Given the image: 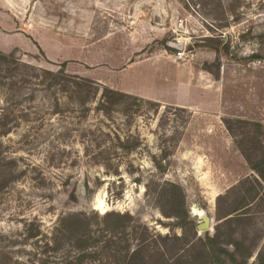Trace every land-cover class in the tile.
Returning <instances> with one entry per match:
<instances>
[{
    "label": "rangeland",
    "instance_id": "1",
    "mask_svg": "<svg viewBox=\"0 0 264 264\" xmlns=\"http://www.w3.org/2000/svg\"><path fill=\"white\" fill-rule=\"evenodd\" d=\"M253 167L264 172V0H0L1 258L35 262L62 217L88 212L104 264L139 246L148 264H217L227 256L205 245L237 241L259 264Z\"/></svg>",
    "mask_w": 264,
    "mask_h": 264
},
{
    "label": "trees",
    "instance_id": "2",
    "mask_svg": "<svg viewBox=\"0 0 264 264\" xmlns=\"http://www.w3.org/2000/svg\"><path fill=\"white\" fill-rule=\"evenodd\" d=\"M252 59H261L263 56L259 52H253L252 55H250ZM99 83V82H98ZM129 95H132L134 97L143 98L137 95H133L128 93ZM5 125V124H4ZM254 170L257 171V173L264 179V172L259 167H253ZM117 216L113 219H110L109 221L112 223V225H118V221L122 220V218L125 217L124 214L119 213H107L105 218H110L111 216ZM128 215V214H127ZM241 216H238V218ZM232 218V217H229ZM228 218V219H229ZM91 217L88 212H79V213H72L68 216L62 217L60 219V222L58 226L56 227L55 233L52 235V237L44 244V247H42V251H39V256H37L36 261L32 262L30 260H14L10 261L8 259H5V257H0V264H89L86 259H90V261L93 260V262L98 264H104L103 258H101L100 254L97 253V245L94 244L96 241L98 242V238L93 237V232L90 229L92 222ZM209 236V235H208ZM212 241H218L219 236L214 235V237H208ZM65 241V242H64ZM69 243L71 249L68 250L67 255H65V262L60 261L57 262L52 259H57L52 256L53 252H57L62 249L63 243ZM109 242H112L111 239L106 241V246L110 250H112V247L109 245ZM234 245V248H226L223 245H220V243H215L212 246L205 245V252L207 253H216V248L218 249V255L221 256V254H225L227 256L226 259H228V263H238V264H244L246 263V257L247 255H244L240 252L241 249V242L237 241L235 243H232ZM140 247V246H139ZM136 248L134 249L129 255L125 254V257H123V262L121 264H148L145 261H139L137 260V256L140 254V250ZM126 249V248H125ZM127 252H130V250H127ZM95 254V255H94ZM113 256H116L113 254ZM97 257V258H95ZM243 257V263L238 261L239 258ZM222 258L216 259L217 261L215 263L217 264H225L226 263ZM245 259V260H244ZM257 259L259 264H264V260L262 259V253L259 252L257 255ZM120 264V263H119Z\"/></svg>",
    "mask_w": 264,
    "mask_h": 264
},
{
    "label": "crops",
    "instance_id": "3",
    "mask_svg": "<svg viewBox=\"0 0 264 264\" xmlns=\"http://www.w3.org/2000/svg\"><path fill=\"white\" fill-rule=\"evenodd\" d=\"M170 91V90H169ZM168 91V92H169ZM179 94V91L177 90V92L175 91V94ZM136 94H137V96H140V97H145V98H149V99H154V98H157V96L156 95H153L150 91L148 92V91H138V92H136ZM176 100V99H175ZM174 103V102H173ZM175 103H178V105H189V104H186V103H183L182 101H181V99H177L176 101H175Z\"/></svg>",
    "mask_w": 264,
    "mask_h": 264
},
{
    "label": "water",
    "instance_id": "4",
    "mask_svg": "<svg viewBox=\"0 0 264 264\" xmlns=\"http://www.w3.org/2000/svg\"><path fill=\"white\" fill-rule=\"evenodd\" d=\"M200 216L202 217L203 219V222L200 223L199 225V229H205V228H208L210 226V217L206 214V212L204 210L200 211Z\"/></svg>",
    "mask_w": 264,
    "mask_h": 264
},
{
    "label": "bare ground",
    "instance_id": "5",
    "mask_svg": "<svg viewBox=\"0 0 264 264\" xmlns=\"http://www.w3.org/2000/svg\"><path fill=\"white\" fill-rule=\"evenodd\" d=\"M95 207L97 209H100L102 211L106 210V203L104 202L103 199H98L96 202H95ZM201 213V212H200Z\"/></svg>",
    "mask_w": 264,
    "mask_h": 264
}]
</instances>
